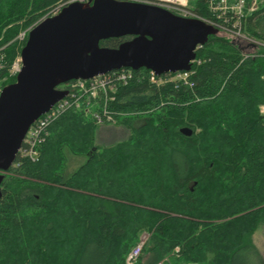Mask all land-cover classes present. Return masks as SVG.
Listing matches in <instances>:
<instances>
[{"label": "trees", "instance_id": "trees-1", "mask_svg": "<svg viewBox=\"0 0 264 264\" xmlns=\"http://www.w3.org/2000/svg\"><path fill=\"white\" fill-rule=\"evenodd\" d=\"M207 1L193 12L214 19ZM69 2L0 0L2 89L16 81L20 34ZM242 34L245 47L224 31L211 36L187 84L170 74L153 84L146 69L117 83L107 110L129 133L118 144L97 145L94 115L71 110L37 162L20 153L2 185L0 264H125L144 234L137 264L145 255L147 264H254L264 228V4ZM72 155L86 161L70 174Z\"/></svg>", "mask_w": 264, "mask_h": 264}, {"label": "water", "instance_id": "water-1", "mask_svg": "<svg viewBox=\"0 0 264 264\" xmlns=\"http://www.w3.org/2000/svg\"><path fill=\"white\" fill-rule=\"evenodd\" d=\"M218 31L159 5L123 0L72 2L41 21L21 51L16 81L0 95V200L30 128L67 96L60 86L124 69L158 77L189 72L197 49ZM125 37L132 39L119 48L101 46Z\"/></svg>", "mask_w": 264, "mask_h": 264}, {"label": "built area", "instance_id": "built-area-1", "mask_svg": "<svg viewBox=\"0 0 264 264\" xmlns=\"http://www.w3.org/2000/svg\"><path fill=\"white\" fill-rule=\"evenodd\" d=\"M130 2H152L165 7L172 11L180 14L182 17L200 19L206 22L212 27L227 32L233 35L235 40H240L241 42L246 39L243 33V23L246 17L254 12L255 8L250 7L247 0H208V6L214 19H203L195 14H190L186 12V7L182 5L180 0H123ZM72 2H87V0H73ZM66 6V5H64ZM63 6V7H64ZM60 9L57 10V14ZM186 13V14H183ZM54 14V15H55ZM179 15V16H180ZM22 38V35H21ZM19 37V39L21 40ZM250 42V40H249ZM200 46L199 48H202ZM201 62L196 60L193 62L192 66ZM21 61L18 60L12 69V72L17 76L21 70ZM2 64L0 63V69ZM133 70H120L111 72L109 74L96 77L92 80H79L73 81L63 85L61 91H66L67 96L58 102L47 114L42 116L38 121H36L30 128L27 136L24 140L23 146L20 153L29 157L31 161L37 162L40 158L38 148L40 145L45 143L49 136V128L53 123L59 120L63 115L71 110L84 111L86 114L94 115L96 123L99 125L110 124L116 122V119L110 115L107 110L108 101H113L115 98V93L117 90V83H123L125 86L128 85L129 81L134 78ZM151 72V71H150ZM171 80L179 83L187 84L189 79L194 72H179L177 74H170ZM151 83L158 84L159 81L153 72H151ZM116 77V79H115ZM157 79V80H156ZM2 92V87L0 86V95ZM261 112L264 114V107L261 108ZM148 238L143 236L140 241L131 249L126 257L125 264H137L140 257L143 255L145 245ZM179 252V249H176Z\"/></svg>", "mask_w": 264, "mask_h": 264}, {"label": "rangeland", "instance_id": "rangeland-1", "mask_svg": "<svg viewBox=\"0 0 264 264\" xmlns=\"http://www.w3.org/2000/svg\"><path fill=\"white\" fill-rule=\"evenodd\" d=\"M69 1H73V0H69ZM180 2L182 3V5L184 7H186V12H188L190 14H194L193 9H194L195 0H183V2L180 0ZM145 3L154 4V3L148 2V1L147 2L145 1ZM261 4H264V0H252V2L250 4V7H253V8H255V10H257L258 6L261 5ZM61 6H60V8H61ZM60 8H58V9H60ZM183 14H186V13H183ZM177 15H180V14L177 13ZM32 29L31 28H27L26 30H24L20 34V38H21V35H22L21 40L19 39L21 43H23L24 41L27 42L29 32ZM237 43L240 44L242 47L246 46L240 40H238ZM18 60H20V57L18 58ZM11 74H12V76L17 77L14 72H12ZM160 78L161 77H157V79H160ZM0 86L2 87L1 83H0ZM59 88L62 89L63 85L60 86ZM97 130H98L96 132V135L98 137L97 145H100L102 147H110L112 145L118 144L119 142L125 140L128 137V135H129L127 129H125L123 126L117 124V122L110 123V124H107V125L106 124L101 125V126L98 127ZM85 161H86V157H84V156H74V155L70 156L69 157V161H68V172L70 174L73 173L80 166H82L85 163ZM143 236H146L147 238H149L150 235L144 234V235H142V237ZM139 241L140 240H138V242ZM138 242L133 244L132 247L135 246ZM253 243L256 246V248L258 249L259 256H260V257H257V256L253 257L252 256L253 263L254 264H264V228H261L257 232V234L254 236ZM175 253H179V252H176V250H175ZM147 257L148 256L145 255V257L143 258V264H147Z\"/></svg>", "mask_w": 264, "mask_h": 264}, {"label": "bare ground", "instance_id": "bare-ground-1", "mask_svg": "<svg viewBox=\"0 0 264 264\" xmlns=\"http://www.w3.org/2000/svg\"><path fill=\"white\" fill-rule=\"evenodd\" d=\"M179 1V0H178ZM183 2V0H181Z\"/></svg>", "mask_w": 264, "mask_h": 264}]
</instances>
